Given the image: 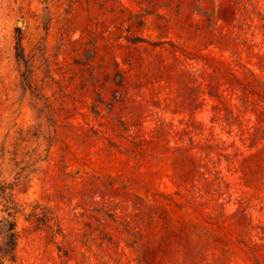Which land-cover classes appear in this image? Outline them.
Masks as SVG:
<instances>
[{"label": "rangeland", "instance_id": "1", "mask_svg": "<svg viewBox=\"0 0 264 264\" xmlns=\"http://www.w3.org/2000/svg\"><path fill=\"white\" fill-rule=\"evenodd\" d=\"M0 264H264V0H0Z\"/></svg>", "mask_w": 264, "mask_h": 264}, {"label": "trees", "instance_id": "2", "mask_svg": "<svg viewBox=\"0 0 264 264\" xmlns=\"http://www.w3.org/2000/svg\"><path fill=\"white\" fill-rule=\"evenodd\" d=\"M138 40H142L143 38L141 37H137ZM176 48L178 47L177 45L175 46ZM214 67L217 69L220 68V66L217 63H213ZM231 80L233 81L234 85H241L243 86L244 89H248L249 85H250V81L246 82L244 81L241 77L234 75L233 77H231ZM216 96L221 97V95L219 94V92H216ZM10 215H14V214H10ZM16 224L14 222H10L9 223V230H14ZM9 243H10V248L7 252L4 253V256H8V255H12L13 256V252L16 246V232L12 231L9 234Z\"/></svg>", "mask_w": 264, "mask_h": 264}]
</instances>
